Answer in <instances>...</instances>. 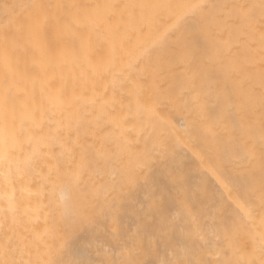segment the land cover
I'll list each match as a JSON object with an SVG mask.
<instances>
[{
	"label": "bare ground",
	"instance_id": "1",
	"mask_svg": "<svg viewBox=\"0 0 264 264\" xmlns=\"http://www.w3.org/2000/svg\"><path fill=\"white\" fill-rule=\"evenodd\" d=\"M0 264H264V0H0Z\"/></svg>",
	"mask_w": 264,
	"mask_h": 264
}]
</instances>
